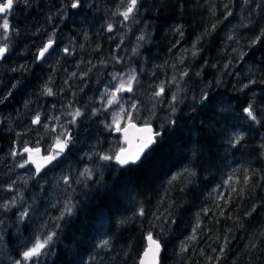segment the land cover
Returning <instances> with one entry per match:
<instances>
[{
	"label": "trees",
	"instance_id": "16d2710c",
	"mask_svg": "<svg viewBox=\"0 0 264 264\" xmlns=\"http://www.w3.org/2000/svg\"><path fill=\"white\" fill-rule=\"evenodd\" d=\"M55 1L33 0L19 20L48 19ZM129 3L80 0V12L70 17L86 23L87 53L97 44L90 57L117 56L112 67L102 69L99 86L92 77L76 103L84 110L95 106L99 87L113 81L112 70L117 76L133 72L132 91L119 98L163 135L142 164L97 163L102 171L71 189V215L51 209L46 226L56 235L40 264H139L149 234L163 248L160 264H264V0H137L126 20L122 13ZM116 18L123 40L113 39L106 51L107 33L100 36L92 28ZM161 88L154 102L151 95ZM204 95L212 99L210 106L200 102ZM249 105L256 121L244 111ZM13 106L8 102L2 111L12 115ZM99 119L74 120L54 174L67 164L85 168L93 137H99L101 154L110 135L99 129ZM16 145L7 126L1 132L0 173L14 162ZM29 187L45 197L36 193L31 207L37 211L23 218L16 205L9 207L2 230L9 261L0 264H29L23 253L37 233L45 239L34 215L44 207L47 186ZM105 239L109 246L101 247Z\"/></svg>",
	"mask_w": 264,
	"mask_h": 264
},
{
	"label": "rangeland",
	"instance_id": "374dc122",
	"mask_svg": "<svg viewBox=\"0 0 264 264\" xmlns=\"http://www.w3.org/2000/svg\"><path fill=\"white\" fill-rule=\"evenodd\" d=\"M32 1L33 0H20V2L15 3V5L18 7L14 8L11 14L7 16L9 26H11L10 20L16 19L19 20L22 19V13L24 10L32 6ZM39 1V0H36ZM61 1L62 7H59L57 9V3ZM56 0L53 3V6L55 7V11L52 13L50 16H54L56 14H59V17H65L67 16L68 10L71 8V4L74 2V0ZM52 4V3H51ZM21 9L23 10L21 12ZM126 11V10H125ZM51 13V12H50ZM115 15V13H114ZM48 16V19H51ZM113 17V16H112ZM113 21H103L101 22L100 25L97 27H93L92 30L96 33L99 32V35L102 36L103 34L101 31L103 30L106 34L105 38L108 42L106 51L111 50V41L113 39L120 40L118 44L122 43L123 40V35L121 32L122 24H121V19H111ZM22 21V20H21ZM29 21V20H28ZM117 24V25H116ZM27 26L26 29H29L30 25L29 23H25ZM94 26V25H93ZM115 26H117L115 28ZM10 31V27L9 30ZM25 31V30H23ZM97 34V33H96ZM24 36H27L25 34ZM38 35H35L34 33L29 34L28 39H23V43H28L30 41L33 42L35 37ZM42 38V37H41ZM37 43V47L33 49L35 52L39 51L40 49L44 48L45 45L49 41V37H46L44 39H41ZM104 40V37H103ZM53 41V39H52ZM90 45L92 44V41L89 43ZM95 48H93L92 53L98 52V47L97 44H95ZM66 48L63 47L60 52L62 53L63 50ZM115 51L117 50V46H115ZM127 52L128 54L131 52V46L127 47ZM23 53L25 49H22ZM30 48L27 49V53H30ZM90 52L87 53V57L79 62H76L74 65H71L70 68L64 69L65 71H70L68 73H63L62 76L57 81V87L58 90L52 89L49 94L48 92H45L42 94L41 92L36 94V106H37V111L38 113L33 114L30 116V123L27 124V129L24 130L23 132L21 131L20 133H17L16 136H18L16 141L18 142V145H16V149L13 152V158L14 162L13 163H8V165H3V171L0 173V259L6 258L7 261H9L8 256H7V246L6 242L2 236V230L4 227V219H7V213L9 211V207L11 205H16L17 210L19 213L22 212H28L30 210L32 211H37L33 209L32 201H37V194L40 193V196L43 198L45 197L42 191H37L35 192L31 187H29V184L31 182H34L38 184L40 187H46L47 186V192L45 195L47 198L45 199L44 207L42 211L39 214L34 215V218L40 225V234H44L43 237H46L48 235V229L49 225L46 226L47 220L49 213L51 214V209L52 210H57L59 212L63 211L68 203L69 198L72 196V190L73 187L76 185H79L83 179L88 176L87 173L85 172V169H88L90 166L91 173H99L102 170H100L97 167V163L99 165H108L109 163L112 162H106L100 159L101 155H115L118 153L121 149H124L126 145L123 143L121 137L119 134L114 135L116 132V125L117 123L120 126V129H124L129 123H136L140 122V126H146V124L142 118H141V112H137L138 108L133 107V104H129L130 102H123L119 98L120 93H127V91L120 90L117 91V89L120 87L121 84L125 86V88L128 86V81L134 77L133 72H127L120 74V76H117L115 71H111L112 74H115L113 76V81L109 83H104L102 86L99 87V91L95 95L96 100L93 102L95 106H92L91 108H88L87 110L81 109V106L76 103L77 99L80 98V95L85 87V84H89L90 81L92 80V77L95 76V79L93 81V85L99 86L101 83V71L102 69H106L107 67H112L111 65L116 63L117 56L111 52L110 54V60H105L104 56L101 57L98 56L99 58H90ZM31 54H35L32 52ZM126 54V55H128ZM98 59V61H97ZM54 61V69L58 67V64L60 63L61 59L58 57L53 58ZM103 62V63H102ZM102 63V65H101ZM64 74H67L64 76ZM55 82V81H54ZM53 82V83H54ZM69 86L68 91L65 90L64 85ZM134 84V80L132 81V85ZM78 86H83V89L80 92H77L75 88ZM65 90V91H64ZM157 93H160V89L155 91L153 95H151V98L154 100V102L159 101L160 94L158 95ZM13 93L12 91L9 93ZM63 94H66L68 96V100L62 96ZM30 95V93H29ZM27 95L26 97V104L29 105V100L30 96ZM50 97V99H53L54 102L52 103L51 109H46L47 101L45 105H42L40 103L41 98H46ZM119 99V103L116 102V99ZM42 101H45L43 99ZM62 106V113H59L58 110H60ZM31 104L29 105V107ZM45 106V107H44ZM45 108V111H44ZM79 110L80 115L75 116V113ZM43 111V113H42ZM47 113V114H46ZM45 114V115H44ZM1 116L2 113H1ZM39 116L40 117V123L36 126L34 123L35 117ZM131 117V121H129L128 117ZM100 118L99 119V124L98 127L101 129L103 132H105L107 135H110L106 139V143L103 146V149L101 151V154L99 155V148H100V140L99 137H93V141L89 144L90 149L87 151L84 155L83 160L85 163V168L81 169V165L77 164H67L66 168L64 167L62 169V172L59 171L58 174H54L52 172L53 165L48 164L44 165L40 171V173L37 175L36 173V168L35 165L31 164L30 161H28V153H24V148L28 147L33 149V158L37 159L38 162L43 164V157L47 156L51 153H55L58 150L57 147V142H63L67 136L70 135L72 126H73V121L76 120L77 118H86L87 120L90 119H95V118ZM6 122L5 124L8 126V128L13 132L14 128L16 127V121L14 120L13 117H7L4 118ZM3 120V117H1V122ZM62 121V125L54 127L53 124L54 122ZM136 120V122H134ZM137 124V123H136ZM56 126V125H55ZM52 131L57 132L56 135L52 134ZM50 133V134H47ZM120 132V131H119ZM35 133V134H34ZM46 133V134H45ZM22 136V138L20 137ZM47 135H49L48 138ZM69 144V142H68ZM68 147V146H67ZM39 150L38 153H36V150ZM67 148H65L64 152L59 156V159L54 161L53 163L56 164L62 157L63 154L65 153ZM96 160V161H95ZM27 161V162H26ZM61 161V160H60ZM21 163H25V167H20ZM104 165V166H105ZM8 166V167H7ZM0 170H1V162H0ZM65 170V171H64ZM49 179V182H48ZM65 179L68 180V183H65ZM76 181H79L78 183ZM227 185V183H226ZM225 186L216 188V193L219 189L222 191V193L225 190ZM71 190V191H70ZM30 198H33L31 200ZM35 207V206H34ZM46 226V227H45ZM38 233L36 234L34 238V242L38 239ZM39 240L41 238L39 237ZM42 241V240H41ZM32 247L29 245L27 247L30 248Z\"/></svg>",
	"mask_w": 264,
	"mask_h": 264
},
{
	"label": "flooded vegetation",
	"instance_id": "af4514ba",
	"mask_svg": "<svg viewBox=\"0 0 264 264\" xmlns=\"http://www.w3.org/2000/svg\"><path fill=\"white\" fill-rule=\"evenodd\" d=\"M56 7L58 9V7H62V5ZM14 8L18 9L15 4ZM71 8L68 10L67 16L60 17V20L63 18H66L67 20L71 16L75 15L76 12H80L81 10V6L79 8H72V10ZM3 18L4 17L0 16V46L7 45L8 51L4 59H0V154L1 132L4 133L5 128L7 127L5 124L6 122H4V118L11 116L16 121V127L14 128L13 132L11 131V134H13L14 138H17L19 136H16L17 133H20L21 131L23 132L27 129V124L31 121L30 116L38 113L35 103L36 94L38 95L39 92L44 94L49 90L52 91L53 88L54 90H58L57 81L60 76H62L65 72L68 73L69 76L71 75L69 74L70 71H65L64 69L68 70L71 65H74L76 62L85 59L87 57L88 46L85 42V38H83V36L86 35V23L83 20L76 21L70 18L68 21L65 20L66 22L59 21L54 23L53 20L50 19H33L31 21L12 19L10 20L12 23L10 26V31L5 33V30L2 27ZM26 22L30 25L29 29L24 27ZM32 33L38 35L35 37L33 42L30 41L28 43H23V39H28L29 34ZM25 34H27V36H24ZM4 35L7 36L6 39L3 38ZM49 36V40L53 39V45L51 48H49L44 57L40 58L39 52L43 48L37 52H35L33 49L37 47V43L41 37V39H44ZM63 47H65L67 51L63 50L61 53L60 50ZM95 47V45L92 47L91 52ZM29 48L30 53H27L26 51ZM22 49H25L26 51L24 50L23 53ZM32 52L35 54H31ZM54 57L61 59L58 67L55 69L53 61ZM65 75L67 74H64V76ZM62 88L68 91L69 86L67 84ZM12 89L14 94L9 95ZM82 89L83 86H78L75 88L77 92H80ZM27 95L30 96V107L28 104L23 102L26 101ZM62 96L68 100V96L66 94H63ZM43 99H45V101H42ZM46 101L48 103L46 107H44L47 110L51 109L52 103L57 102L53 99H50V97H46L41 98L40 103L45 105ZM8 102L13 103V107L16 109L12 115L2 111V108ZM62 106L63 105L61 104V108L58 110L59 113H62L63 111ZM1 113L3 116H1ZM1 117H3L2 122ZM60 124L62 125V121L59 120L58 122H54L53 126L57 127L60 126ZM35 125L37 126L38 123H35ZM47 134L50 133L47 132ZM52 134L56 135L57 132L52 131ZM20 137L22 138L21 135ZM48 137L49 135H47L46 138Z\"/></svg>",
	"mask_w": 264,
	"mask_h": 264
},
{
	"label": "snow or ice",
	"instance_id": "6c2138e0",
	"mask_svg": "<svg viewBox=\"0 0 264 264\" xmlns=\"http://www.w3.org/2000/svg\"><path fill=\"white\" fill-rule=\"evenodd\" d=\"M20 2V0H0V16H3V22H2V27L5 30V33L9 30V22L7 19V15L11 14L14 8V4ZM26 2V0H25ZM244 3H249V0H244ZM137 5V0H130V3L127 7V10L122 13L124 18L127 20L130 16L131 13H133L134 10L136 9ZM81 6L80 0H74V2L71 4L72 8H79ZM230 15V13H229ZM214 27V26H213ZM264 34V32H262ZM4 39L7 38L6 35L3 36ZM255 42V41H254ZM53 45V41L50 39L47 43V45L39 52V57L43 58L45 53L48 52L49 48H51ZM8 51L7 45L0 46V59H4L6 53ZM67 51V49H65ZM135 79V77H132L128 81V86L125 88L123 84L120 85V87L117 89V91L124 90L127 92L132 91V81ZM160 92H163V88L160 89ZM49 94L50 90H49ZM158 95L160 93H157ZM116 102L119 103V99H116ZM201 103L207 102L208 105L210 106L213 101L212 99L209 98V96L204 95L201 98ZM135 107V105H133ZM244 111L247 113V116L253 120L256 121L257 117L254 115L251 105H249L247 108L244 109ZM79 110L75 113V116H79ZM129 121H131V117H128ZM74 122V121H73ZM34 123H40V117L37 116L35 117ZM170 124H175V121H169ZM133 130L135 133H140V135L137 137L138 143L136 144L135 148H130V149H121L118 153L115 155H101L100 159L106 162H114L115 164L119 165L121 168H129V166L132 165H137V164H142V157H145L146 150L150 149L153 144L157 143V137H160L163 135L161 131H154L151 127H144L137 129L135 124L129 123L126 128L123 129L124 135L126 137V143H131V141L128 139L129 137V130ZM116 131H121L119 124L117 123L116 125ZM71 140V136H67L66 139L61 143L57 142V147L58 150L55 153H51L47 156H44L43 159V164L38 162L37 159L33 158V149L25 147L24 148V153H28V161L31 162V164L35 165L36 168V173L39 174L42 167L44 165L51 164L53 165V168L57 167L58 165H55L53 162L59 159V156L64 152L65 148L68 146V142ZM240 137L237 136L235 141H230L233 143V146H235V143H239ZM39 150H36V153H38ZM151 153H149V156ZM145 160H147V157H145ZM27 162V161H26ZM20 167H25V163H21ZM188 169L184 168L181 169V173L187 172ZM85 172L87 173L88 177L91 178V170L90 169H85ZM190 175H195V171L192 170V172L189 173ZM176 177H173L175 179ZM77 183L79 181H76ZM65 183H68V180L65 179ZM65 212L67 214L71 215L72 213V208L71 206L66 207ZM27 212H22V218L23 216H26ZM139 215L143 216L144 215V210L143 208L140 209ZM63 217V213L61 214V218ZM55 232L48 234L43 241L37 239L32 247L28 248L24 253H23V258L25 261H28L29 264H40V257L42 255H47V253L44 251L45 248L49 246L53 242V237L55 236ZM149 241V246L148 249L144 252L143 258L140 261V264H159V254L161 251V244L159 243L158 240L154 239L151 234L148 235L147 237ZM101 247H108L109 246V241L107 239L103 240Z\"/></svg>",
	"mask_w": 264,
	"mask_h": 264
},
{
	"label": "water",
	"instance_id": "95a60500",
	"mask_svg": "<svg viewBox=\"0 0 264 264\" xmlns=\"http://www.w3.org/2000/svg\"><path fill=\"white\" fill-rule=\"evenodd\" d=\"M1 17H3V16H1ZM46 54V53H45ZM132 124H135L136 125V128L137 129H140V128H144V127H151L153 130H154V128L151 126V125H146V126H140V125H138V124H136V123H132ZM128 126V125H127ZM126 126V127H127ZM125 127V128H126ZM116 134H119L120 135V137H121V139H122V141H123V143L126 145V147L124 148V149H130V148H135V146H136V144L139 142L138 141V139H137V137L140 135V133H135L133 130H129V137H128V139L131 141V143H126L125 141H126V137H125V135H124V132H123V129L120 131V132H116L114 135H116ZM155 146V144H153L152 146H151V148L150 149H148V150H146V153H145V155L149 152V151H151L152 150V148ZM144 157H142V159H143ZM153 238L155 239V237L153 236ZM147 245H146V249H145V251L148 249V246H149V241H148V239H147ZM144 251V252H145ZM144 254V253H143ZM162 254H163V248H162V246H161V251H160V254H159V257H158V259H159V264H160V259H161V256H162ZM143 258V255H142V257H141V259ZM141 259H140V261H141ZM140 264V263H139Z\"/></svg>",
	"mask_w": 264,
	"mask_h": 264
},
{
	"label": "bare ground",
	"instance_id": "6f19581e",
	"mask_svg": "<svg viewBox=\"0 0 264 264\" xmlns=\"http://www.w3.org/2000/svg\"><path fill=\"white\" fill-rule=\"evenodd\" d=\"M103 22V21H102Z\"/></svg>",
	"mask_w": 264,
	"mask_h": 264
}]
</instances>
